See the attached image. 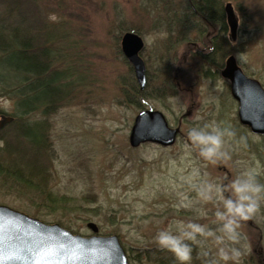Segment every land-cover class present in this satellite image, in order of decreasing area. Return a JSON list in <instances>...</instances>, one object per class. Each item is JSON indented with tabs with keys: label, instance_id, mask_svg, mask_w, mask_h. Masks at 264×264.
<instances>
[{
	"label": "rangeland",
	"instance_id": "1",
	"mask_svg": "<svg viewBox=\"0 0 264 264\" xmlns=\"http://www.w3.org/2000/svg\"><path fill=\"white\" fill-rule=\"evenodd\" d=\"M223 1L233 5L238 18L234 39L228 24L219 35L228 45L224 62L234 55L243 71L264 86V0ZM172 2L157 0L155 6L151 0H24L22 5L40 33L44 27L49 31L56 45V64L75 83L55 112L46 118L33 117L46 119L49 125L44 182L50 194H24L0 182V204L82 235L93 233L87 225L92 221L100 234L118 235L130 264H155L146 251L160 248L153 237L160 229L174 227L176 221L216 227L218 204L200 196L204 182L227 183L239 171L257 167L264 183V135L253 134L239 123L238 104L226 79L186 73V81L178 80L183 88L177 94L167 85L160 87L159 66L169 58L173 66H180L185 45L186 67L197 47L207 51L195 31H186L187 39L179 42L180 24L173 16ZM158 15L167 20L164 26L155 24ZM141 26L145 41L141 55L149 75L145 105L134 91L139 85L121 51L126 29ZM212 27L221 33L219 23ZM193 42H198L197 47ZM143 106L161 110L172 127H181L173 145L131 147L130 131ZM12 108V101L0 96L3 113L9 115ZM210 122L236 132L235 139L225 145L231 153L226 162L205 161L190 147L188 131ZM9 126L1 130L10 128L9 134ZM241 137L247 139L246 145L238 143ZM241 231L249 249L242 264H264V204L254 219L242 222ZM209 245L203 238L201 245H193V264H203L199 253Z\"/></svg>",
	"mask_w": 264,
	"mask_h": 264
},
{
	"label": "trees",
	"instance_id": "2",
	"mask_svg": "<svg viewBox=\"0 0 264 264\" xmlns=\"http://www.w3.org/2000/svg\"><path fill=\"white\" fill-rule=\"evenodd\" d=\"M172 1L173 16L180 24L177 36L187 39L185 32L195 31L197 40L203 47L207 46V51L202 48L192 52V60L187 61L189 67H186L184 58L177 67L175 64L173 66L170 58L161 64L158 69L160 87L165 89L171 74L180 78L186 77V73H198L201 77L220 76L224 58L228 53L227 40L219 36H222V31L227 27L224 1ZM0 2V96H7L13 103L12 112L9 114L13 117L9 126L12 130L9 134L7 130L10 128L0 131V182L19 188L24 194L36 193L46 196L50 194L46 193L47 185L44 182L49 164L45 158L50 145L49 125L46 119L33 117L40 114L46 118L55 112L67 99L75 79L71 80L72 76L57 66L54 56L55 41L51 39L45 27H42L43 33H40V27L29 20L22 9L24 0ZM151 2L155 6L158 4L157 0ZM164 6L166 7V4ZM164 21L166 23L167 20L158 15L155 24L160 22L164 26ZM218 23V32L221 33L217 34L212 26ZM169 25L175 27L173 24ZM141 28L142 26L126 30L142 35ZM169 30V38H172V29ZM134 91L142 96V105H145L149 98L145 90L141 91L139 87H135ZM3 112L0 109L1 115L6 114ZM2 133L8 136L2 139ZM48 198L50 201L54 200L51 195ZM146 253L152 257L155 264H177L173 254L167 250L155 248Z\"/></svg>",
	"mask_w": 264,
	"mask_h": 264
},
{
	"label": "water",
	"instance_id": "3",
	"mask_svg": "<svg viewBox=\"0 0 264 264\" xmlns=\"http://www.w3.org/2000/svg\"><path fill=\"white\" fill-rule=\"evenodd\" d=\"M227 22L232 37L238 28L233 5H225ZM143 38L134 31L124 33L121 50L132 65L140 89L147 85V68L140 53ZM222 76L230 81L232 97L238 102L239 122L252 133L264 134V87L247 76L232 55L226 60ZM13 121L2 116L0 129ZM180 128L171 127L158 110H141L130 132V145L138 147L152 142L162 146L175 143ZM93 234L83 236L58 223H45L39 218L10 206L0 204V264H130L118 235L99 234L98 225L88 222Z\"/></svg>",
	"mask_w": 264,
	"mask_h": 264
},
{
	"label": "clouds",
	"instance_id": "4",
	"mask_svg": "<svg viewBox=\"0 0 264 264\" xmlns=\"http://www.w3.org/2000/svg\"><path fill=\"white\" fill-rule=\"evenodd\" d=\"M187 135L190 147L205 161L216 164L231 159V153L225 148L236 137L231 127L210 122L192 127ZM238 143L246 145L247 139L241 137ZM194 174L198 176L199 171L194 170ZM260 175L257 167H248L227 183L204 182L199 188L200 196L218 204L216 227L179 220L174 227L160 229L153 237L154 242L172 253L177 264H193V245H201L202 238L210 242L199 253L203 264H242V257L249 250L241 231L242 222L254 219L264 204V183L260 182Z\"/></svg>",
	"mask_w": 264,
	"mask_h": 264
},
{
	"label": "flooded vegetation",
	"instance_id": "5",
	"mask_svg": "<svg viewBox=\"0 0 264 264\" xmlns=\"http://www.w3.org/2000/svg\"><path fill=\"white\" fill-rule=\"evenodd\" d=\"M186 31V30H185ZM183 39H185L186 40V38L185 37H183V38H180V37H178V40H179V42L181 41V40H183ZM177 40V41H178ZM186 42V41H185ZM195 46V47H197L196 45H197V43L196 42H193V44H192V46ZM184 52L182 53V55H181V57L182 58H184L185 60H186V45L184 46ZM197 49H200V48H198L197 47ZM174 56V55H173ZM173 56L171 57V59H173ZM175 79H177L176 81H175ZM183 80V81H186V77L185 76H181V78L179 77V76H174L173 74H171L170 75V77H169V83H168V85H167V87L168 88H174V87H176L177 89L178 88H183V87H181L182 85H181V81H178V80ZM185 89V91H186V87L184 88ZM182 119H185V117L183 116V118ZM179 124H180V121H179Z\"/></svg>",
	"mask_w": 264,
	"mask_h": 264
},
{
	"label": "bare ground",
	"instance_id": "6",
	"mask_svg": "<svg viewBox=\"0 0 264 264\" xmlns=\"http://www.w3.org/2000/svg\"><path fill=\"white\" fill-rule=\"evenodd\" d=\"M171 90H172L173 94H175V93L177 94V91H178V90H177L176 87L172 88ZM175 91H176V92H175ZM174 92H175V93H174Z\"/></svg>",
	"mask_w": 264,
	"mask_h": 264
}]
</instances>
